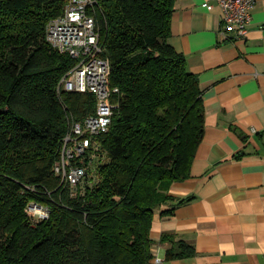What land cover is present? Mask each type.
<instances>
[{
  "label": "trees",
  "instance_id": "obj_1",
  "mask_svg": "<svg viewBox=\"0 0 264 264\" xmlns=\"http://www.w3.org/2000/svg\"><path fill=\"white\" fill-rule=\"evenodd\" d=\"M93 2L119 92L109 131L84 157L87 182L73 191L55 164L72 122L98 101L59 88L77 64L47 38L65 1L0 0V264H153L154 216L192 175L206 113L198 76L170 42L176 0ZM33 201L51 206L49 219L27 213ZM161 242L171 244L166 260L196 254L174 235Z\"/></svg>",
  "mask_w": 264,
  "mask_h": 264
},
{
  "label": "crops",
  "instance_id": "obj_2",
  "mask_svg": "<svg viewBox=\"0 0 264 264\" xmlns=\"http://www.w3.org/2000/svg\"><path fill=\"white\" fill-rule=\"evenodd\" d=\"M222 20L215 0H176L170 42L199 78L206 122L191 177L154 216L153 264H264V0L246 38L224 40ZM164 234L196 254L166 260Z\"/></svg>",
  "mask_w": 264,
  "mask_h": 264
},
{
  "label": "built area",
  "instance_id": "obj_3",
  "mask_svg": "<svg viewBox=\"0 0 264 264\" xmlns=\"http://www.w3.org/2000/svg\"><path fill=\"white\" fill-rule=\"evenodd\" d=\"M64 1V14L49 22L47 38L61 53L76 59L77 64L64 76L59 88L64 91L90 92L95 94L98 101L95 114L83 122H72L64 139L61 159L55 164V172L62 182L76 191L80 185L86 184L90 175L92 165L85 163V155L93 148L95 138L109 131L117 107L113 96L119 89L111 87V65L109 60L101 56L103 48L99 42L96 19L89 14L93 0ZM215 1L223 10L220 32L224 40L246 38L257 0ZM26 210L37 220H47L51 216V206L34 201ZM161 263V258L155 259V264Z\"/></svg>",
  "mask_w": 264,
  "mask_h": 264
}]
</instances>
